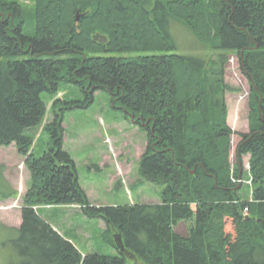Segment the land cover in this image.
I'll return each instance as SVG.
<instances>
[{
    "label": "trees",
    "instance_id": "16d2710c",
    "mask_svg": "<svg viewBox=\"0 0 264 264\" xmlns=\"http://www.w3.org/2000/svg\"><path fill=\"white\" fill-rule=\"evenodd\" d=\"M22 1L0 0V149L15 143L32 181L22 223L10 229L9 264H126L127 256L136 264H264V0H33L32 13ZM171 19L216 56L121 55L171 49ZM96 33L108 41L95 40ZM230 54L251 86L250 131L241 134L234 170L226 93L238 89L225 80ZM61 84L78 86L86 99L57 96L45 123L42 94L58 95ZM98 91L147 132L138 173L163 186L162 202L97 205L81 186L64 147V115L89 107ZM41 127L50 141L36 156ZM246 155L251 203L233 180L244 178ZM17 196L0 167V198ZM43 205H79L85 216L103 219L108 232L121 235L111 240L120 254H84L34 207ZM190 219L188 234L176 230Z\"/></svg>",
    "mask_w": 264,
    "mask_h": 264
},
{
    "label": "rangeland",
    "instance_id": "374dc122",
    "mask_svg": "<svg viewBox=\"0 0 264 264\" xmlns=\"http://www.w3.org/2000/svg\"><path fill=\"white\" fill-rule=\"evenodd\" d=\"M22 4L30 13L33 12V0H23ZM168 22V32L173 41L171 49L163 52L141 51L121 55L161 53L202 58L216 56V52L208 49L189 28L172 19ZM27 32L29 34L35 32V20L32 15H29L27 19ZM225 80L238 89L226 93L228 123L234 131L231 149V163L234 170L237 163L236 147L241 140V134L250 131L249 93L251 91L249 80L242 72L239 59L235 54H230L225 64ZM57 96H62L65 100L84 101L86 99V94L73 84H61V91L56 96L44 92L42 98L48 103L45 123L52 121L54 117L52 103ZM63 125L64 147L76 162L80 184L91 202L97 205L162 202L163 186L145 181L138 173L139 161L148 145L147 132L126 118L119 106L114 105L109 93L98 91L89 107H74L72 110H67ZM49 141V135L46 132L43 133V127H41L33 146L36 156L44 152ZM25 161L26 157L19 153L15 143L1 147V170L18 191V196L9 199L0 198V264H9L11 256L15 254L10 237L15 236L16 233L10 229L20 227L22 223L21 209L24 204V195L32 183L31 173ZM242 167L244 178L250 180L249 155L243 157ZM253 184L252 179L251 183L241 185L242 199H253ZM36 207L43 218L72 239L84 254L90 252L110 256L120 254L119 249L111 241L113 239L117 244L114 231L108 232L107 224L103 219L85 216L79 205ZM249 212L250 210L247 214ZM192 225H194V219L182 221L176 230L186 235ZM126 264H136V262L131 256H127ZM139 264L144 263L139 261Z\"/></svg>",
    "mask_w": 264,
    "mask_h": 264
},
{
    "label": "water",
    "instance_id": "95a60500",
    "mask_svg": "<svg viewBox=\"0 0 264 264\" xmlns=\"http://www.w3.org/2000/svg\"><path fill=\"white\" fill-rule=\"evenodd\" d=\"M80 22V12H77L76 14V24L79 25ZM94 39L97 41H101V42H106L108 41V37L104 34L101 33H96L94 35ZM132 119L134 120V117H132ZM121 235L118 236V239L120 238ZM119 241V240H118Z\"/></svg>",
    "mask_w": 264,
    "mask_h": 264
},
{
    "label": "built area",
    "instance_id": "2783aa9c",
    "mask_svg": "<svg viewBox=\"0 0 264 264\" xmlns=\"http://www.w3.org/2000/svg\"><path fill=\"white\" fill-rule=\"evenodd\" d=\"M245 210L247 211V210H248V208L246 207V208H245Z\"/></svg>",
    "mask_w": 264,
    "mask_h": 264
}]
</instances>
